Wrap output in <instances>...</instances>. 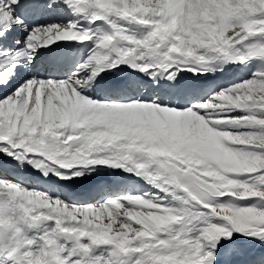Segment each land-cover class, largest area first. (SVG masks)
<instances>
[{
  "label": "snow or ice",
  "instance_id": "snow-or-ice-1",
  "mask_svg": "<svg viewBox=\"0 0 264 264\" xmlns=\"http://www.w3.org/2000/svg\"><path fill=\"white\" fill-rule=\"evenodd\" d=\"M65 6L89 27L72 20L31 26L21 12ZM97 21L109 28L92 29ZM122 21L147 31L137 37ZM61 41L94 46L65 78H47L58 69L45 64L40 50L50 52ZM217 59L244 64L251 78L205 90L178 81L185 69L218 71L212 65ZM122 64L151 75L156 90L145 94L138 80L101 76ZM172 65L171 83L160 88L163 73L150 70ZM17 71L28 75L0 99V264H231L242 254L233 233L264 241V165L240 167L233 159L240 151L264 159L257 142L264 139V0H112L107 9L95 0H0V84ZM102 82L104 95L90 98ZM167 91L175 98H166ZM245 127L250 130L232 131ZM111 152L119 159L95 155ZM33 153L40 159L30 158ZM27 164L62 183L89 177L96 170L89 166L126 169L165 192H182L180 204L103 185L92 195L104 202L73 203L59 195V184L30 187V178L16 171ZM218 182L243 187L213 197L193 187ZM25 190L48 207H34ZM110 193L113 198L104 199ZM251 198V205L237 203ZM145 213L163 221L160 229L148 230ZM49 241L58 242L54 257L46 255L53 251ZM101 246L107 257L95 255ZM255 264H264V257Z\"/></svg>",
  "mask_w": 264,
  "mask_h": 264
},
{
  "label": "bare ground",
  "instance_id": "bare-ground-1",
  "mask_svg": "<svg viewBox=\"0 0 264 264\" xmlns=\"http://www.w3.org/2000/svg\"><path fill=\"white\" fill-rule=\"evenodd\" d=\"M60 11H57L55 14H53L52 11L48 9V17H47L44 24H47V23H63V24H66L70 20H72V21H79L80 25L85 27V28L89 27V23L84 22L82 20L83 16L73 15L72 12L69 15L62 14V16H59L58 13ZM122 23L124 24V26L126 28H129L132 30H136V28H140L141 30H143V33L145 31H147V29L145 27L140 26L138 24V22H123L122 21ZM90 26L94 30H107L109 28V25L107 23H105L104 21H97L95 24H91ZM21 31H23V29H21ZM142 35L143 34L141 32L140 36H142ZM124 43L127 44V42H124ZM89 49H91V48L88 47V48L82 49L80 51L79 62H82L83 59H85L89 55V54L86 55V51ZM146 61L147 60H143L142 63H146ZM68 70L69 69H67L65 72H62V75L58 78L63 79L65 77V73H67ZM163 70L164 69H160V70L154 69L151 71L163 73V75H161V77H160L159 87L166 89L168 87V85L171 83V81H169L167 79V77L169 75H171L172 72H170L168 74V73H164ZM110 71H112L114 73V76L117 78L126 79V77L128 76L126 73L120 72L118 69H115V68L110 69ZM23 75L27 76L28 74L26 72L17 71L16 76L12 79H9L7 84H0V99H2L5 95L11 94V92L15 90V87L17 86V84H15V86H13L14 84L12 85L10 82L12 80H18L20 78V76H23ZM210 75H207V73H202V74L193 76V74L191 72H179L177 79L182 86L183 85L190 86V82H194L197 85L196 89L205 90V89H215L217 86H226V85H222V84H227V85L229 83L231 84V82L233 81V78H234V75H229V74L228 75L216 74L214 76H210ZM218 76H220L221 79L215 78ZM47 78L56 79V77H53V76H49ZM23 79L24 78H22L18 82H22ZM130 79L138 80L139 84L141 85V87H139L138 90L143 91L145 94H148V92L150 90H152V91L156 90L155 81L151 75H145L144 73L139 72L137 74L131 75ZM213 92L214 91H212L211 93H213ZM164 94H165L166 98H169V99L175 98V93L172 91H167ZM93 95L95 96V98H98L99 96H102L103 94H96L95 93ZM240 129H242V128H240ZM95 155H96V158L102 159V158H105V156L107 154L106 153H100V154H95ZM109 155H110V153H109ZM29 157L30 158H36L38 160L40 159L38 153L29 154ZM0 158H4V153L0 152ZM42 162L45 163V166H47L46 157L43 158ZM89 167L95 168L96 170L92 171L90 176L87 178H80V179H77L75 182H70V183L64 182V183H62L58 177H56L55 175H52L51 177H54V179L56 178L55 182L52 185L59 184L62 188L69 186V187L73 188V191L77 190L78 187L83 186V185H84V187L81 188V191H84V189H86L85 187H91L92 192H91L90 196H92V194L96 192L98 186H101V185L107 186L108 188L111 186H115V185H123L125 188L119 189L117 191L122 192L124 194H128L127 192L129 189L133 190V193H131V194H135V193L139 194V193H137V191L142 192L143 189H150L151 187L154 186V185H147L145 188L140 189L139 187H137V185L146 181L147 179L143 176L136 175L133 172L130 173L126 169L111 168L107 165H95V166H89ZM27 169H29L28 175H31L32 172H37L38 175L43 174L39 168V165L27 164L22 170L26 171ZM59 195H61V193H59ZM110 196L111 197H109V198H113L111 193H110ZM94 197L95 198L93 200L89 201L88 199H86L85 201L92 202V203L104 202V200L101 199V196L99 194H95ZM105 198L106 197H104V199ZM145 207H146V205H145ZM100 253H102V251L97 252V254H100Z\"/></svg>",
  "mask_w": 264,
  "mask_h": 264
},
{
  "label": "rangeland",
  "instance_id": "rangeland-1",
  "mask_svg": "<svg viewBox=\"0 0 264 264\" xmlns=\"http://www.w3.org/2000/svg\"><path fill=\"white\" fill-rule=\"evenodd\" d=\"M245 43H249V42H245ZM210 56H214L216 54L214 53H209ZM147 62V61H146ZM138 63H140V61H138ZM259 63L258 61H254L253 64L251 66H255V64ZM212 65L213 67L219 69L218 71H215V74L213 72H210V76H214L216 74H226V75H234L238 74L239 76H237L236 80L233 81L231 84L229 83L227 84H222V85H227L225 87L231 86L234 83H240L243 80L246 79H250L252 74L249 72L244 71L245 65L244 64H238V63H228V64H224L222 59H217L212 61ZM175 66V65H172ZM157 70V69H156ZM186 70V69H185ZM151 71V70H150ZM184 71V70H183ZM233 71V72H232ZM232 72V73H231ZM240 74H243V76H240ZM209 75V74H208ZM217 79H221L220 76L215 77ZM224 87V86H223ZM237 115L242 114L241 110H237ZM209 119H211L213 122L215 121V117H208ZM211 126V124H210ZM218 130H222V129H218ZM250 129L245 127L242 129H232V131L235 132H248ZM107 155H109V153H107ZM134 174H136L135 172H133ZM137 175V174H136ZM140 176V175H139ZM147 185H154L148 182V180L140 183L137 185V187H139L140 189L145 188ZM137 193H141L140 191ZM143 193H151L153 195H158L161 196L162 199H166V200H171L173 201V204L171 206H179L180 201L176 199V197L182 195V192L177 191L175 193V195H173L171 189L169 188V191L165 192L163 191V189L157 188L156 186H153L151 189L145 190ZM227 199V198H225ZM256 198H251L249 200H238L237 203L241 206H247V205H251L252 203H254ZM237 246L242 250V254L237 256L235 258L234 261L231 262V264H239L242 260V258H245L248 260H251L253 257L248 256V254L250 253L252 256H255L253 263L255 264V261H257L259 258L264 257V241H261L259 238H251L248 237L244 234L241 233H233V239H237ZM102 251V253L97 254V252ZM96 252V256L100 257V256H104L107 257L109 255V252L105 251L104 246H101L98 251ZM263 254V256H262ZM256 255H259L258 258L256 259ZM134 259V258H132Z\"/></svg>",
  "mask_w": 264,
  "mask_h": 264
},
{
  "label": "clouds",
  "instance_id": "clouds-1",
  "mask_svg": "<svg viewBox=\"0 0 264 264\" xmlns=\"http://www.w3.org/2000/svg\"><path fill=\"white\" fill-rule=\"evenodd\" d=\"M95 3L100 9H107V8H110L112 6V0H95ZM229 135H231V134H229ZM236 142H237L236 140L232 141V143H236ZM257 142L260 144V146H264V139H260ZM36 146L38 148H44L45 147V145H43L39 141H37ZM54 147L55 146L52 145V144L47 145V148L49 150H52ZM106 156L109 157V158L119 159L120 153L111 152L110 155H106ZM233 159L235 160V163L237 164V166H240V167H244V166H248V165H252V164L264 165V159H259L256 156V154L245 153V152H242V151H240L237 155H235L233 157ZM130 163H131V161H129V164ZM162 171L163 170L160 169V168H153L152 169V173L155 174L156 176H160L162 174ZM164 174H170V173H164ZM186 182L189 183V184L192 183L190 180H186ZM193 187H194V190L197 191L200 195L213 197V196H216V195L228 194L230 192H238L239 188L243 187V185L240 184V185H231V186H229V185L223 184L222 182H218L215 187L209 186L207 188H204L202 186H197V185H194ZM245 190H247V189H245ZM23 195H24V198L27 199L29 201V203H31L34 207H48V205H43L39 201H36L35 199H32L28 195L27 190H25V193ZM261 196H264V193H261ZM260 204L264 205V199H262L260 201ZM233 206H235V205H233ZM51 211L55 213L57 211V209L56 208H52ZM144 218H145L146 226H147L149 231L160 229L161 224L163 223V221L154 220L153 217L150 216L147 213L144 214ZM49 243L53 245V251L48 252L46 255L54 257V255H55V245L58 242L57 241H49ZM160 243L162 245H165V241H161ZM43 255H45V254H42V256ZM45 264H46V262H45Z\"/></svg>",
  "mask_w": 264,
  "mask_h": 264
},
{
  "label": "water",
  "instance_id": "water-1",
  "mask_svg": "<svg viewBox=\"0 0 264 264\" xmlns=\"http://www.w3.org/2000/svg\"><path fill=\"white\" fill-rule=\"evenodd\" d=\"M131 70V69H130Z\"/></svg>",
  "mask_w": 264,
  "mask_h": 264
}]
</instances>
